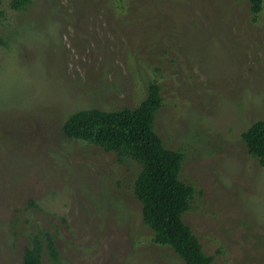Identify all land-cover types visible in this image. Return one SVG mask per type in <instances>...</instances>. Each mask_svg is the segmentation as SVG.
I'll return each instance as SVG.
<instances>
[{
	"label": "rangeland",
	"instance_id": "obj_1",
	"mask_svg": "<svg viewBox=\"0 0 264 264\" xmlns=\"http://www.w3.org/2000/svg\"><path fill=\"white\" fill-rule=\"evenodd\" d=\"M0 18V264H185L154 243L141 165L63 130L82 110L135 109L161 87L154 131L195 188L183 216L214 264H264V7L250 0H31ZM55 255L48 248V239Z\"/></svg>",
	"mask_w": 264,
	"mask_h": 264
},
{
	"label": "trees",
	"instance_id": "obj_2",
	"mask_svg": "<svg viewBox=\"0 0 264 264\" xmlns=\"http://www.w3.org/2000/svg\"><path fill=\"white\" fill-rule=\"evenodd\" d=\"M31 0H12V10L25 9ZM257 19L264 0H250ZM4 16L1 9L0 18ZM161 87L152 84L148 96L135 108L119 111L88 109L74 113L64 124L65 135L99 145L122 159L129 157L141 165L135 182V196L143 205V220L154 232V243L171 248L185 264H214L199 238L183 220L195 195L192 184L181 177L183 155L167 148L154 131V119L162 106ZM249 152L264 165V120L256 122L245 134ZM48 248L55 255L53 241ZM43 245L35 238L27 248L22 264H42Z\"/></svg>",
	"mask_w": 264,
	"mask_h": 264
}]
</instances>
